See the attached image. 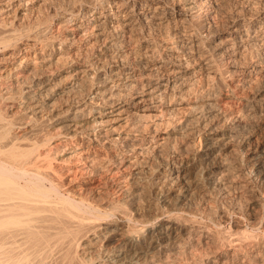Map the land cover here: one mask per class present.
<instances>
[{"label": "bare ground", "instance_id": "bare-ground-1", "mask_svg": "<svg viewBox=\"0 0 264 264\" xmlns=\"http://www.w3.org/2000/svg\"><path fill=\"white\" fill-rule=\"evenodd\" d=\"M60 1L0 0V264H264V0Z\"/></svg>", "mask_w": 264, "mask_h": 264}, {"label": "rangeland", "instance_id": "rangeland-1", "mask_svg": "<svg viewBox=\"0 0 264 264\" xmlns=\"http://www.w3.org/2000/svg\"><path fill=\"white\" fill-rule=\"evenodd\" d=\"M58 2H61L60 0H56V4L58 3ZM13 11V10H12ZM41 11V10H40ZM37 11H35V13L34 14H38L39 12H37ZM42 12V11H41ZM12 13L13 12H11V15H12ZM10 15V16H11ZM212 81H207V82H204V83H206V84H204L207 88L209 87H211L213 84L211 83ZM173 126H175V125H171V127L170 128H172ZM58 129V128H57ZM166 130H162V132H160V133H164ZM145 135H149V137H150V133L149 132H147V131H145V133H144ZM248 142L249 143H252V145H254V147H259V148H264V131H258V132H255L250 138H248ZM232 158H234V157H232ZM236 158V157H235ZM234 158V160L236 161V159ZM234 181H236V182H239L238 180H234ZM253 185V184H252ZM230 185H228V187L227 188H224V187H222V188H220L219 189V193L218 192H216L215 194H206V195H204L203 197H200L199 199H197L196 201H197V203L196 202H194L195 204H193V207H199V205L200 204H202V203H205L204 201L206 200V202L208 203V206L210 207V206H212V205H214L215 204V202L214 201H219V202H217V203H221L222 202V205H226L225 207L227 208L229 205H230V207H232V206H234V208H235V210L237 211V212H239L237 215H245V214H247V213H250V210L251 209H249V207H252L251 205H252V203L254 202V200H255V194L254 193H252V191L250 192H248V188L247 187H249V185L247 184V185H245V186H247V187H245L244 188V186H233V187H229ZM239 187V188H238ZM238 188V189H237ZM242 188V189H241ZM253 188H255V185H254V187ZM225 189V190H224ZM228 189V190H227ZM249 190H250V187H249ZM254 191V190H253ZM221 193V194H220ZM252 195H250V194ZM254 194V195H253ZM210 195H212V196H210ZM210 197V198H209ZM214 199H213V198ZM224 197V198H223ZM202 198V199H201ZM234 198V199H233ZM205 199V200H204ZM220 199V200H219ZM198 200H199V202H198ZM222 200V201H221ZM209 201V202H208ZM201 202V203H200ZM224 202H225V204H224ZM250 202V203H249ZM252 202V203H251ZM231 203H233V204H231ZM197 204V205H196ZM229 204V205H228ZM251 204V205H250ZM207 205V204H206ZM195 207V208H196ZM208 207V208H209ZM242 207V208H241ZM229 208V207H228ZM237 208L239 209V211L237 210ZM241 211H242V213H241ZM248 211V212H247ZM245 213V214H244Z\"/></svg>", "mask_w": 264, "mask_h": 264}]
</instances>
